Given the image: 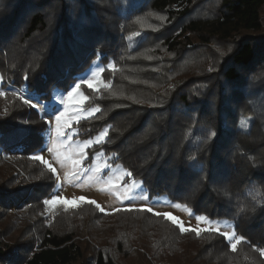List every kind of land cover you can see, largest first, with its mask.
<instances>
[{
  "label": "trees",
  "instance_id": "trees-1",
  "mask_svg": "<svg viewBox=\"0 0 264 264\" xmlns=\"http://www.w3.org/2000/svg\"><path fill=\"white\" fill-rule=\"evenodd\" d=\"M196 5L197 0H104L101 4L96 0H0L3 86L13 85L29 97L48 101L54 88L68 90L99 59L107 85L96 90L84 83L82 87L89 103L103 110L79 120L78 135L92 137L108 123L112 128L106 141L89 151L93 154L103 148L112 154L116 163L143 181L152 197L168 195L198 215L234 222L236 235L243 237L235 249L219 231L184 233L172 223L176 238L189 234L197 243L184 264H264V85H251L256 65L264 63V0H221L213 15L204 17L197 16ZM150 10L177 18V25L183 23L177 37L176 26L164 33H147L165 38L169 51H184L193 44V37L201 38L204 45L213 40L226 43L229 50L214 54L217 64L208 70L180 71L176 76L182 80L160 96L148 80L165 83L172 71H151L139 61L146 36L129 50L120 34V25L125 24L126 34L131 35L137 19ZM67 15L78 22L68 21ZM5 94L12 97L14 93ZM8 107L0 108V162L5 154L25 160L43 145L41 132L48 122L32 104L15 98L13 103L8 100ZM247 118L252 120L248 130L242 127ZM36 175L34 194L16 186L15 195L21 200L6 193L0 197H5L6 204L16 206L24 200V205L33 206L36 195H49L56 180L51 170L46 176ZM145 213H149L146 208ZM39 232L35 248L29 256L22 255L23 260L12 252L17 241L8 244L0 234V262L15 255V262L21 264H76L84 259V248L72 234L52 229ZM154 243L169 245L175 239L166 236L159 241L157 237ZM171 251L162 245L151 253L174 262ZM96 264L118 262L108 250H99Z\"/></svg>",
  "mask_w": 264,
  "mask_h": 264
},
{
  "label": "rangeland",
  "instance_id": "rangeland-1",
  "mask_svg": "<svg viewBox=\"0 0 264 264\" xmlns=\"http://www.w3.org/2000/svg\"><path fill=\"white\" fill-rule=\"evenodd\" d=\"M96 1L99 4L104 2V0ZM220 1L197 0L196 8H200L197 16L213 15L214 9L218 8ZM107 15H110L111 19L114 18L111 11H108ZM65 18L68 21L74 20V23L78 22L74 16L69 18L67 15ZM178 23L177 18L172 19L165 12L150 10L137 19V29H133L131 35L126 34L125 24L120 25V34L127 41L129 50L134 42L138 44L146 36L139 61L150 67L148 70L161 71L164 68L166 71H172L165 83L163 80L155 82L148 80L160 96L166 94L168 89L172 90L175 84L182 80L181 76H176L180 71L196 70L197 68L208 70L217 64L214 54L219 55L229 50L226 43L213 40L209 45H204L201 38L193 37V44H187L184 51H169L164 43L165 38L147 35L148 32L164 33L167 32L165 31L167 28L176 26L177 31L174 33V37H177L184 29L183 23L177 25ZM246 33L253 34L255 32L246 31ZM256 48L258 49V47ZM103 68L104 64L99 59L95 60L78 76L76 82L68 90L54 88L48 101L39 97H29L23 89L13 85L4 87L0 72V93H2L0 94V108L7 110L9 108L8 100L13 103L15 98L22 102L30 100L31 104L48 122V127L41 132L44 137L43 145L27 155L25 160L21 158L17 160L16 156L5 154V160L0 162V189L2 192L0 194L6 193V195L14 196L16 186H20L23 192L25 190L28 194H34V189L36 190L37 187V183L34 181L38 177L36 174L46 176L47 172L54 168L56 177L54 189L47 196L36 195L33 206L24 205V200L17 203L16 206L6 204L3 200L5 197H0V234L4 242L11 244L17 241L12 252L22 258V255L29 256L32 247L35 248L34 243L41 234L39 230L52 229L57 233L72 234L77 238V242H80L84 248V259L76 264H96V255L99 250H108L118 264H184L188 261V256L196 248L197 243L191 239L192 236L189 234L176 238V235L173 234L175 230L172 223H175L179 229L180 224H184L189 229L184 233L197 229L198 232L216 230L220 233L228 232L236 235L234 222L228 219H210L208 217L204 221H197L198 214L188 206L171 199L168 195L152 197L143 181L135 179L123 164L116 163L115 157L112 154H107L103 148L96 150L93 154L89 151L92 146L105 142L107 134L112 128L108 123L92 137L84 139L78 135L77 122L83 118L98 115L103 110L99 104L89 103L91 99L85 88L82 87L83 83L88 85L85 83L87 80L94 82L95 90L99 86L107 85L102 79L101 70ZM255 68L258 70L251 75L253 83L251 85L261 87L264 85V63L256 65ZM250 73L252 74V71ZM261 77L263 81H261ZM113 81L114 77H112L111 85ZM76 84H80L79 91L70 101H66L67 93ZM11 91L14 93L12 97L5 96L6 92ZM117 94L118 92H115L114 95ZM81 96L86 99L81 100ZM101 98L100 95L99 99ZM61 101H65V103H61ZM62 111L66 113L65 120L68 123L65 125L63 120L60 122L62 125L61 134L57 139L55 116ZM107 115L109 112L106 111L105 116ZM251 121L250 118L245 119L242 127L244 126L243 128L248 130ZM105 130H107L105 136L101 140H97L100 133ZM89 140L92 141V144L85 146V141ZM81 149H83V157H81ZM37 157H42V159H37ZM75 159L81 160L79 170L72 165V160ZM44 161L48 163L45 164ZM49 165L52 168H49ZM97 168L99 171H96ZM73 173L75 175H70ZM52 178L47 179V183L50 181L49 188L53 185ZM132 185L136 186L131 187V192H129V187ZM125 193L127 197L123 195ZM15 196L19 197L17 201L21 200L20 195ZM53 196L65 199L54 205L44 203L45 200H50ZM81 197L85 199H79ZM96 204H99L105 210L104 213L108 214L103 216L101 214L103 212L99 211V213L100 209L96 208ZM177 204L180 206L177 207ZM63 206L70 208L64 209ZM148 207L153 208L152 214L161 219L155 218L153 215L147 216V214L151 215V213H145V208ZM164 213H170L171 216L177 218L176 221L174 222L170 217L163 215ZM166 236L169 240L170 238L175 239V243L169 245L154 243L157 237L160 241ZM119 241H123V244L118 245ZM230 242L231 244L237 243L236 240ZM162 245L171 248V252L174 253L173 258L178 261L171 262L163 255L151 253ZM262 254L264 255V249H262ZM16 256L14 257L17 261ZM15 259H7L0 264H21V262H15Z\"/></svg>",
  "mask_w": 264,
  "mask_h": 264
},
{
  "label": "snow or ice",
  "instance_id": "snow-or-ice-1",
  "mask_svg": "<svg viewBox=\"0 0 264 264\" xmlns=\"http://www.w3.org/2000/svg\"><path fill=\"white\" fill-rule=\"evenodd\" d=\"M101 71H103V70H101ZM85 83L88 84V87H89V88H92V87L94 86V82H93L92 80H87V81H85ZM79 89H80V84H76V86L73 87L72 90L69 91V92L67 93L66 101H70V100L73 98V96L79 91ZM0 94H2V93H0ZM80 99H81V100H84V99H86V97L81 96ZM25 102L28 103L29 105H31V101H30V100H26ZM61 103H65V101H61ZM65 114H66V113L62 111V112H60L58 115L55 116V120H56V135H57V139L59 138V136H60V134H61V128H62V125H61L60 122L63 120L65 125L68 123L67 120H65ZM106 131H107V130H105V132H101V133H100V136L97 137V140H101V139L105 136ZM91 144H92V141H91V140H89V141H85V146H88V145H91ZM50 151H51V149H50ZM81 157H83V149H81ZM37 159H42V157H37ZM44 163L47 164L48 162H47V161H44ZM80 163H81V160H80V159L72 160V165H73V167L76 168L77 170H79V165H80ZM49 168H52V166L49 165ZM52 171L54 172L55 169L53 168ZM96 171H99V168H97ZM70 175H75V173L70 174ZM134 186H136V185H132V186L129 187V192H131V187H134ZM123 195H125V197H127V194H126V193L123 194ZM62 199H65V198H62V197H60V196H53L50 200H45L44 203H45V204H52V205H54V204H56L58 201H61ZM79 199L83 200V199H85V198H84V197H81V198H79ZM93 203H95V202L93 201ZM176 206L179 207L180 205L177 204ZM96 207L99 208L101 212H104V211H105V210H104L99 204H96ZM147 211H148L149 213H151V212H153V208L148 207V208H147ZM157 215H160V214L157 213ZM163 215L170 217V219L173 220L174 222H175L176 219H177L176 217L171 216L170 213H164ZM206 219H207V217H205L204 215H198V216H196V220H197V221H204V220H206ZM188 230H189V229H187V228L184 226V224H182V223L180 224V231H181V232H186V231H188ZM217 230H218V229H217ZM192 231H194V232H198L199 230H197V229H192ZM222 235H223L224 237H227V239H228L229 241L236 240L237 242H239V241H241V240L243 239V237H237V236L235 235V233L230 234V233H228V232H224V233H222ZM232 247L235 249V248H236V243H233V244H232Z\"/></svg>",
  "mask_w": 264,
  "mask_h": 264
}]
</instances>
